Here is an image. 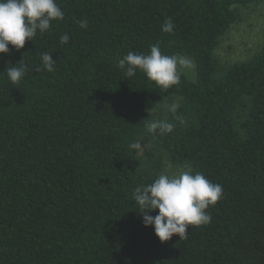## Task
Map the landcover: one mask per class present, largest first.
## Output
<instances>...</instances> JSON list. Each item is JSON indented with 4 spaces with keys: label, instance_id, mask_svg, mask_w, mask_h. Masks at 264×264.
I'll use <instances>...</instances> for the list:
<instances>
[{
    "label": "trees",
    "instance_id": "1",
    "mask_svg": "<svg viewBox=\"0 0 264 264\" xmlns=\"http://www.w3.org/2000/svg\"><path fill=\"white\" fill-rule=\"evenodd\" d=\"M260 1L56 0L63 20L0 54V264H264V41L228 66L215 54L239 9ZM157 42L193 59L195 78L164 90L117 67ZM19 62L28 71L13 84L4 71ZM163 99H178L186 123L157 118L176 128L153 137L145 119ZM169 161L223 196L209 224L162 243L131 194Z\"/></svg>",
    "mask_w": 264,
    "mask_h": 264
},
{
    "label": "clouds",
    "instance_id": "2",
    "mask_svg": "<svg viewBox=\"0 0 264 264\" xmlns=\"http://www.w3.org/2000/svg\"><path fill=\"white\" fill-rule=\"evenodd\" d=\"M64 16L56 0H0V54H9V45L17 51L23 49L26 41H34L38 33L45 34L53 21L63 20ZM80 23L82 28L88 27L87 20ZM174 27L173 20L166 18L162 31L172 33ZM68 41L69 36L63 34L61 44ZM41 60L46 71L55 70L57 60L52 53H42ZM191 65V60L181 55L162 54L159 42L150 46L148 54L129 51L117 61V67L128 77L139 70L164 90L179 85L182 73ZM27 71V65L19 62L4 72L13 84H19ZM161 105L176 122L186 123L182 115H177L180 108L177 101L167 103L163 99ZM145 120V132L153 137L171 134L176 128V123L169 119ZM130 147L135 148L136 145L130 144ZM131 195L139 206L144 225L154 226L155 235L164 243L174 235L186 238L190 226L209 224L212 217L207 209L222 198L223 187L188 167L176 173H161L152 183L136 187ZM155 210H158L157 215L149 214Z\"/></svg>",
    "mask_w": 264,
    "mask_h": 264
},
{
    "label": "rangeland",
    "instance_id": "3",
    "mask_svg": "<svg viewBox=\"0 0 264 264\" xmlns=\"http://www.w3.org/2000/svg\"><path fill=\"white\" fill-rule=\"evenodd\" d=\"M239 10L240 19L221 38L215 51L222 65L228 66L232 63L251 58L260 49L264 41V1L250 4ZM188 59L191 60L192 65L184 71L189 78L194 79L196 64L193 59ZM173 101L178 102V99L167 100L166 102L171 103ZM150 114L153 118L157 119L170 113L160 104L157 108L150 110ZM186 168L176 166L169 161L165 164L164 173H176Z\"/></svg>",
    "mask_w": 264,
    "mask_h": 264
}]
</instances>
